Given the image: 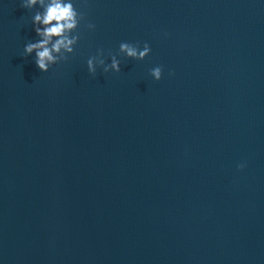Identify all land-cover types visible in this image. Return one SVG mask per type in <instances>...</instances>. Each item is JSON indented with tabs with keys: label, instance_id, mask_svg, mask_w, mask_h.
Instances as JSON below:
<instances>
[{
	"label": "water",
	"instance_id": "obj_1",
	"mask_svg": "<svg viewBox=\"0 0 264 264\" xmlns=\"http://www.w3.org/2000/svg\"><path fill=\"white\" fill-rule=\"evenodd\" d=\"M76 6L42 72L35 9L0 0V264H264V2ZM122 40L151 51L87 71Z\"/></svg>",
	"mask_w": 264,
	"mask_h": 264
},
{
	"label": "clouds",
	"instance_id": "obj_2",
	"mask_svg": "<svg viewBox=\"0 0 264 264\" xmlns=\"http://www.w3.org/2000/svg\"><path fill=\"white\" fill-rule=\"evenodd\" d=\"M21 6L35 9L31 15V24L37 36V39L28 40L23 44V54L29 56L34 53L32 59L36 67L46 72L51 65L67 59L66 54L73 52V46L79 39V33L75 29L85 14L78 10L76 0H21ZM86 27L91 30L95 25L88 22ZM150 51L147 41L141 43L122 40L115 53H105L103 49L97 48L95 54L88 56L86 60L87 71L95 73L98 67H102L104 72H119L121 54L142 60ZM148 71L154 80L161 78L160 65H155ZM244 166V162L236 165L237 168Z\"/></svg>",
	"mask_w": 264,
	"mask_h": 264
}]
</instances>
